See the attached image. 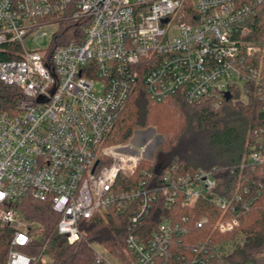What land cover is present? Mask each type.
Here are the masks:
<instances>
[{"label": "built area", "instance_id": "built-area-1", "mask_svg": "<svg viewBox=\"0 0 264 264\" xmlns=\"http://www.w3.org/2000/svg\"><path fill=\"white\" fill-rule=\"evenodd\" d=\"M261 6L264 0H0V82L24 96L17 112L0 114L5 264L49 260L45 225L24 215L29 198L50 205L54 230L68 244L84 239L85 220L127 215L125 254L88 242L94 264H235L225 258L229 244L214 235L239 225L233 200L212 197L232 216L205 236L192 229L206 227L207 217H173L178 205L193 209L216 188L214 170L167 172L159 184L142 170L145 178L129 184L153 159L146 146L128 152L107 137L139 80L157 102L181 93L193 103L211 91L264 98V75L251 60L258 46L248 38ZM66 23L76 25L62 34ZM54 26L47 47H28ZM249 162L264 165V145ZM234 200L251 204L238 192Z\"/></svg>", "mask_w": 264, "mask_h": 264}, {"label": "trees", "instance_id": "trees-1", "mask_svg": "<svg viewBox=\"0 0 264 264\" xmlns=\"http://www.w3.org/2000/svg\"><path fill=\"white\" fill-rule=\"evenodd\" d=\"M249 24L251 32L248 38L258 46L251 60L264 75V6L258 8ZM74 25L66 23L60 31L63 34L68 28L72 30ZM71 38V35L55 37L53 44ZM23 98L20 88L0 82V114L17 112ZM149 126L155 127L164 136L163 142L152 162H141L129 184L145 178L142 170H149L151 180L158 184L167 172L179 175L199 168L214 170L216 188L201 196L193 209L178 205L173 217L185 215L195 220L207 217L206 227L192 229L194 235L205 236L222 217L232 216L229 210L215 205L212 197L216 195L233 200L239 209V225L224 235L214 233L216 238L229 244L230 252L225 258L235 264H264V165L253 166L249 162L254 147L264 145V98L250 94L244 101L238 94L211 91L193 103L181 93L157 102L149 98L143 82L139 80L121 109L107 143H127L135 130ZM237 192L243 201H251L248 208H243L241 202L234 200ZM26 206L24 215L43 223L50 238L46 264H94L93 251L88 244L92 241L104 244L117 257L125 254L126 214L106 220L94 217L83 221L84 239L68 244L54 230L57 214L48 203L29 198ZM162 214L172 215L163 211ZM151 221L155 224L157 220ZM8 249L9 233L0 231V264H5ZM23 250L32 254L26 248Z\"/></svg>", "mask_w": 264, "mask_h": 264}, {"label": "rangeland", "instance_id": "rangeland-1", "mask_svg": "<svg viewBox=\"0 0 264 264\" xmlns=\"http://www.w3.org/2000/svg\"><path fill=\"white\" fill-rule=\"evenodd\" d=\"M57 29V26L50 27L48 29V35L45 37H40L38 42H28V47L41 48L47 47L50 43V39L53 31ZM164 136L157 131L155 127L149 126L144 129L135 130L133 137L127 143H122L130 148L125 149L128 152L138 151L141 153L142 146H146L145 155L150 159H154L156 155V150L159 145L163 142Z\"/></svg>", "mask_w": 264, "mask_h": 264}, {"label": "flooded vegetation", "instance_id": "flooded-vegetation-1", "mask_svg": "<svg viewBox=\"0 0 264 264\" xmlns=\"http://www.w3.org/2000/svg\"><path fill=\"white\" fill-rule=\"evenodd\" d=\"M127 148H130V147H128V146H123L122 149L125 150V149H127Z\"/></svg>", "mask_w": 264, "mask_h": 264}]
</instances>
